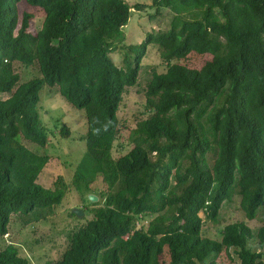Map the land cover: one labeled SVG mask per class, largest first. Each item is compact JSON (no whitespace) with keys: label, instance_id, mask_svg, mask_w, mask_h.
<instances>
[{"label":"trees","instance_id":"obj_1","mask_svg":"<svg viewBox=\"0 0 264 264\" xmlns=\"http://www.w3.org/2000/svg\"><path fill=\"white\" fill-rule=\"evenodd\" d=\"M23 2L45 14L35 34H17ZM152 9L158 17L170 11L174 15L171 28L150 34L141 48H130L137 57L129 73L116 69L106 58L117 44L125 43L118 41L123 36L121 28L131 20L132 7L125 0H0V31L11 26L5 46L0 47V92L8 96L0 99V108L8 100H22L19 92L30 87L28 101L0 115V216L6 218L4 224L0 220V237L9 234L11 213L29 215L37 209L60 206L64 199L62 191L49 193L39 186L37 181L50 157L25 143L48 144L47 129L38 112L39 91L45 84L60 86L61 95L85 111L88 130L84 139L97 162L93 170L102 174L106 184L119 183L118 194L104 197L93 220L72 234L68 249L56 264H167L166 255L170 264H198L201 259L204 264H218L204 254L210 241L202 236L204 220L199 210L213 209L210 218L218 222L225 205L237 197L241 202L252 198L242 206L245 216L249 221L260 217L264 223V0H154ZM32 20V15L25 14L26 24ZM153 43L160 45L168 71L155 73L149 85L150 117L138 121L136 147L114 161L122 95L127 86L136 85L146 46ZM195 53L209 58L200 69L173 64ZM18 64L38 67L43 77L23 83ZM232 75L237 76L233 92ZM191 83L185 97L190 109L180 111L189 115L197 136L190 128L184 133L189 120L174 110L183 99L180 92ZM175 92L179 97H174ZM229 123L234 133L227 137ZM248 124L256 134L249 146ZM158 126L167 127L173 135L165 154V171L157 169L150 158L159 151V135L154 131ZM61 133L69 136L70 131L63 127ZM153 145L157 147L146 157L143 150ZM241 146L246 147L244 151ZM228 156H233L232 171L230 177H224L220 167ZM85 170L83 165L78 167L75 184L84 182L89 188L93 177L89 179ZM138 178L145 184L139 190L135 187ZM146 184H151L150 190ZM187 187L193 188L191 205L197 209L191 208L193 218L188 223H182V217L177 222L168 215L175 213L177 206L171 193ZM126 194L129 197L123 202L119 197ZM152 216L155 219L149 225L140 227ZM261 233L264 224L257 234L245 222L228 226L223 242L218 243V257L225 252L230 256L234 249L241 264H264L263 254L257 256L249 247V241L259 237V248H264ZM0 264L31 261L10 244L0 250Z\"/></svg>","mask_w":264,"mask_h":264},{"label":"rangeland","instance_id":"obj_2","mask_svg":"<svg viewBox=\"0 0 264 264\" xmlns=\"http://www.w3.org/2000/svg\"><path fill=\"white\" fill-rule=\"evenodd\" d=\"M131 7L130 13L131 22L126 30L127 40L123 44H117L114 51L106 54L116 69L129 70L133 72L135 58L137 54L130 48H141L145 42H148L150 34H158L159 32L167 31L171 28L174 15L170 11H164L161 16H157V11L152 9L154 0H125ZM142 7H146L142 9ZM25 14L33 16L31 24L24 22ZM45 19V14L42 9L31 7L26 2L20 6V26L17 34L23 33L35 34L36 30L41 29ZM11 22V21H9ZM11 26L6 27V31H0V47H4L8 40V31ZM147 55L142 63V70L135 86H127L125 93L122 95V102L118 111L120 121V133L118 140L114 144L112 158L117 161L124 155L129 154L137 145L135 142V133L138 128V121L150 117L147 110V90L152 82L155 73L166 74L168 64L162 57L160 45L153 43L148 44ZM208 56H200L191 54L186 61H173V64L185 65L191 69H200L207 63ZM17 70L22 76V82L26 83L35 78H42L43 75L38 67L26 68L18 64ZM213 78L208 80V83ZM194 80V78H193ZM237 76H231V91L233 92L236 86ZM193 82V81H192ZM166 83V82H164ZM184 88V92H180L183 98L174 108L180 116H186L189 120L188 127L184 133L187 135L188 129H192L197 136L196 127L193 126L191 118L187 113L181 112L183 107L188 111L190 107L186 106V92L190 85ZM171 88V84H167ZM1 88V87H0ZM30 87L22 89L19 93L22 100L11 102L6 101L0 108V115L7 112L9 108L16 110L22 102L28 101V92ZM174 97H179V92L173 93ZM102 96V93L99 97ZM112 99L114 95H110ZM8 96L0 92V99H5ZM38 112L43 126L47 129L48 144L44 147L35 143H28L40 155L50 157L48 165L40 174L37 183L44 188L45 191L52 193L62 191L64 194L63 202L60 206L51 207V209H37L32 214H26L21 211L19 214L11 213L9 223L7 224L9 234L5 237H0V250L5 249L10 244L18 247L21 256L28 258L31 264H56L63 257V254L69 247L70 238L73 233L85 227L93 220L94 210L103 206L104 197L115 196L119 191V183L106 184L103 181L101 173H95L94 167L96 159L89 154L86 146L85 137L88 130L87 118L84 110L76 108L72 103L67 101L60 92V86H50L45 84L39 91ZM193 99V96H190ZM172 103V102H170ZM173 104V103H172ZM235 107L239 105L235 103ZM223 109L221 107L220 111ZM63 127H67L70 131L69 136H64L61 133ZM159 135L158 152H153L150 156L151 163L156 165V168H162L165 171L167 158L165 154L168 152L170 143H173V135L168 133V129L158 126L154 129ZM164 133V135H161ZM234 133L232 124H228L225 130L227 137ZM246 145H251L256 140L255 128L252 124H248L246 131ZM198 139V137H197ZM199 140V139H198ZM157 145L145 147L143 153L149 157L151 151ZM163 146V147H162ZM245 146H241V150H245ZM169 155V154H168ZM170 159L173 156L169 155ZM233 156H228L226 162L220 167L224 177H230L232 171ZM81 165L86 167L88 171L90 187L87 188L84 182L79 185L75 184V179L78 167ZM183 174V172H182ZM180 174V176H182ZM137 190L144 184L141 179H135ZM87 183V182H85ZM151 184H146L150 190ZM193 188L187 187L184 191L173 190L172 196L175 207V213H169V217H173L177 222L183 219L182 223H188L193 218L191 208L197 209V206L191 205V194ZM134 193H131V196ZM90 197L96 198V202L90 201ZM129 194L120 196L124 202L127 201ZM48 195L46 194V199ZM252 198H246L244 202L249 203ZM41 205L46 204L44 201H38ZM244 202H241L240 197L234 199L233 203H228L223 207L219 214L218 222L210 218L213 215V209L199 210L198 215L204 220V229L202 236L210 241L209 247L204 250V254L216 259L218 264H241L238 258V252L230 249V256L227 252L223 256L218 257V243H222L225 237L226 228L238 222H245L253 230L255 234L263 226L260 217L256 220L249 221L245 216L242 208ZM136 203L141 204L143 200H136ZM182 203V204H181ZM215 204V203H212ZM74 209H81L84 212L83 217L72 216ZM155 219L154 216L148 217L141 222V226L149 225ZM1 222L6 221L5 215L1 214ZM158 223L157 220H155ZM96 232L95 229H91ZM111 234V232H110ZM264 237V233H261ZM244 238L248 239L247 236ZM259 237L249 241V247L257 251V256L263 254L264 248H259ZM169 248L167 249V253ZM165 262L170 264V256L166 255ZM204 260H199L198 264H204Z\"/></svg>","mask_w":264,"mask_h":264},{"label":"water","instance_id":"obj_3","mask_svg":"<svg viewBox=\"0 0 264 264\" xmlns=\"http://www.w3.org/2000/svg\"><path fill=\"white\" fill-rule=\"evenodd\" d=\"M130 22H131V20H130ZM130 22L125 27L121 28V33H123V36H121L118 41H124L125 42L127 40L126 30L128 29ZM90 201L96 202V198L90 197ZM73 213L78 217L84 216V212L81 209H74Z\"/></svg>","mask_w":264,"mask_h":264}]
</instances>
